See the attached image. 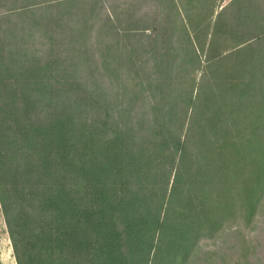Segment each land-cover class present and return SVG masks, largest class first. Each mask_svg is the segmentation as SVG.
<instances>
[{
  "label": "trees",
  "instance_id": "1",
  "mask_svg": "<svg viewBox=\"0 0 264 264\" xmlns=\"http://www.w3.org/2000/svg\"><path fill=\"white\" fill-rule=\"evenodd\" d=\"M148 1L152 18L127 7L99 30L61 24L84 68L90 32L104 44L108 81L84 88L64 59L16 72L0 24V201L19 264H187L264 203V8L232 0L214 19L218 0ZM39 88L66 105L45 109ZM12 180L30 204L13 219Z\"/></svg>",
  "mask_w": 264,
  "mask_h": 264
},
{
  "label": "rangeland",
  "instance_id": "2",
  "mask_svg": "<svg viewBox=\"0 0 264 264\" xmlns=\"http://www.w3.org/2000/svg\"><path fill=\"white\" fill-rule=\"evenodd\" d=\"M69 1L75 0H12V2H0V13H3V15L7 13L13 14L15 10H21L20 13H22V15L16 14L9 18L2 16L0 19L3 37H9L10 39V44H8L9 47L7 48L13 49L14 55L19 59L12 67L18 72L27 59L29 60L31 58L32 63H28L32 64V66L35 61L36 66L40 61L43 63L59 58L65 60L63 65H73L76 68L78 71V81L81 82L79 84L81 86L80 88H84L86 82L94 83L98 79L99 82H95L96 85H103L108 80L106 79L105 81L103 80L104 78L95 74L96 60L101 53V47H104V44L97 42V31H91L90 35L86 37V45L89 51L93 50L94 47L96 51L95 54L90 51L91 53L87 55L91 60L84 68V57H86V54L84 53L79 57H75L74 54L75 58L73 55L71 56L69 47H73L74 44L70 43L71 34L64 31L63 26L70 29V26H74L75 23L77 24L80 19L79 21L81 22L87 21L90 25L94 24L99 30V28L106 25L107 10H116L119 13L120 10L130 7L131 10H139L142 13L150 14L151 18L156 10L153 3L148 0H103L100 3H95L94 0H84L81 1L82 3L76 2L74 4H70ZM231 1L218 0L219 7L217 8L214 19L221 9L230 4ZM253 2H256V0ZM257 2L261 5V8H264V0H257ZM47 3L53 4L55 7L48 9ZM43 4L46 5L44 6ZM30 5L35 8L33 12L28 9ZM103 5L105 9H103ZM96 7L102 13H96L94 11ZM78 12H81L80 17L76 16ZM48 28L51 30H48ZM72 40L76 41V39ZM124 43L127 44V41ZM98 62H100L99 58ZM93 69L95 71L94 73ZM135 75L134 72L132 76ZM94 76L98 77L95 79ZM125 76L127 77V74ZM113 78L118 82L121 91H123L122 83L117 80L116 76H113ZM39 89L42 91L39 92V90L32 94L35 95V98H41L40 101L45 109L51 108L53 104L55 105L57 103H61L63 106L66 105L63 101L64 98L62 96L59 98V95L63 94V92L54 94L51 91L50 93L48 89L47 92L45 91L44 94H41L44 89ZM11 186L12 189L14 188V193L17 197L16 201L18 200L16 203L19 204L15 209H11L10 217L13 219L18 213L20 214L22 212L23 207L27 206L29 208L30 204L26 203L24 204L26 206H23V201L26 202V200H23V189L21 187L24 184L19 183V180L16 182L12 180ZM23 245L25 243L22 244V247ZM0 264H19L17 252L14 248V241L12 240L8 225V219L1 201ZM187 264H264V203H262L257 217L250 224H246L244 220L238 218L227 225L216 237L201 239Z\"/></svg>",
  "mask_w": 264,
  "mask_h": 264
}]
</instances>
